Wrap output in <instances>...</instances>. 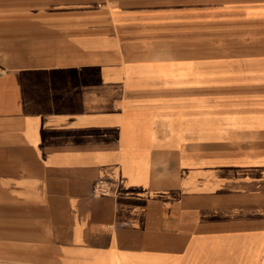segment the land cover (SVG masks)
I'll return each instance as SVG.
<instances>
[{
    "label": "crops",
    "instance_id": "0c3cea01",
    "mask_svg": "<svg viewBox=\"0 0 264 264\" xmlns=\"http://www.w3.org/2000/svg\"><path fill=\"white\" fill-rule=\"evenodd\" d=\"M135 10L0 0V264H264V60L217 94Z\"/></svg>",
    "mask_w": 264,
    "mask_h": 264
},
{
    "label": "rangeland",
    "instance_id": "374dc122",
    "mask_svg": "<svg viewBox=\"0 0 264 264\" xmlns=\"http://www.w3.org/2000/svg\"><path fill=\"white\" fill-rule=\"evenodd\" d=\"M133 15L135 22L120 28L125 49L162 51L173 58L169 72L183 61V68H196L200 86L217 94L242 89L255 101L262 78L256 65L264 60V0H136Z\"/></svg>",
    "mask_w": 264,
    "mask_h": 264
},
{
    "label": "built area",
    "instance_id": "2783aa9c",
    "mask_svg": "<svg viewBox=\"0 0 264 264\" xmlns=\"http://www.w3.org/2000/svg\"><path fill=\"white\" fill-rule=\"evenodd\" d=\"M96 189L100 192H106L107 186L103 181H98L96 184Z\"/></svg>",
    "mask_w": 264,
    "mask_h": 264
}]
</instances>
